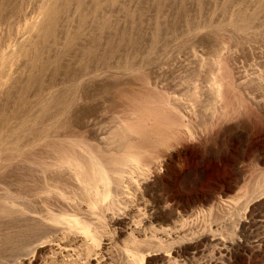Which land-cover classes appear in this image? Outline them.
<instances>
[{"label": "bare ground", "instance_id": "6f19581e", "mask_svg": "<svg viewBox=\"0 0 264 264\" xmlns=\"http://www.w3.org/2000/svg\"><path fill=\"white\" fill-rule=\"evenodd\" d=\"M215 3L217 0H0V264L177 263L174 254L179 252L163 254L168 234L161 226L174 218L166 216L155 202L142 203L138 191L142 188L150 196L157 181L149 178L157 172L158 159L166 157V165L176 156L169 143L171 136L140 122H115L116 116L107 114L110 97L105 101L118 80L140 71L144 64L155 67L154 75L150 73L157 80L163 79L162 54L170 48L169 38L179 30L177 25L188 18V6L195 8L200 19L204 4ZM221 4L214 13L229 20L225 24L233 35L253 39L264 35V0H222ZM230 7L235 10L229 18ZM148 13L152 15L151 22L147 20L149 33L143 26ZM209 15L206 17L211 18ZM196 27L194 30H200ZM198 35L193 36L197 43ZM209 49L217 53L218 48ZM197 61L200 69L201 61ZM190 78H185L186 84ZM259 81L239 84L264 111V83ZM186 84L183 88L178 85L187 91ZM195 88L190 86L193 93ZM187 94L182 96L185 100ZM101 125L105 129L96 128ZM255 179L264 186V174ZM253 213L249 228L242 226L243 238L250 236L251 229L264 227V203ZM175 222L172 227L177 235ZM260 240L254 242L260 245Z\"/></svg>", "mask_w": 264, "mask_h": 264}, {"label": "rangeland", "instance_id": "374dc122", "mask_svg": "<svg viewBox=\"0 0 264 264\" xmlns=\"http://www.w3.org/2000/svg\"><path fill=\"white\" fill-rule=\"evenodd\" d=\"M187 1L189 2V0ZM221 1L222 0H217L218 4L215 3L216 6L218 5L217 7L212 4L209 5L211 8L210 11L213 10L211 12L209 8H207L209 7L207 5L208 3L204 4L208 10L203 6L204 10H202L204 13L200 16V19L204 17L203 21L197 18L199 16H197V13L195 14V8L188 6L189 8H187V10H189L187 11L186 17H188L190 21L188 18H185L186 21L184 22L188 24L181 21L183 24H179L180 27L177 25L176 29L179 28V30L174 31V34L169 38L168 47L170 48L162 54L163 57L161 56L162 59L165 58L164 60L161 59L162 61L160 63V66L162 65L160 67L162 68V74L170 71V74L168 73L169 75L165 73L162 76H165L163 78L164 82L160 81L162 78L157 80L155 77L157 75L152 76L154 75L153 70L155 67L150 65V67L148 65L145 66L144 64V66H142L143 68H140V71L135 70L133 73L130 72V74L128 73L129 77L123 76L122 80H118L119 83H117V86L114 85L110 90L111 92L109 91L111 95L109 92L107 93V99L105 101L107 103L110 99L111 108H109V102L108 106L106 104L107 111L110 112H107V114H112L113 118L116 116L114 118L115 122L117 120V123L122 120L130 123L140 122L144 126L157 127L159 130L171 136L170 139L172 140H170L169 143H171L170 146L173 147V149L175 148L174 150L176 151L177 157L175 156L169 159L166 165V157L164 160L160 158L163 160V163L162 160L160 163V159H158L160 165H157V172L153 174L154 177L151 174L149 178L150 180L157 181H155L156 184L155 189L152 191L153 193L149 196V194L144 193L142 188H140L141 190L138 191L141 192L140 196L139 194L138 196L140 201L144 204H148V202L149 204H153L155 202L154 204H158L157 206L161 208L166 216L174 218L172 219V223L175 221L177 222H175V226H178L175 228L177 232L179 231L177 235L176 232L173 231L174 228L172 225L174 226V224L170 222L169 224L168 222L161 224L168 234L164 239V241L167 240L166 242L168 243L164 242V245H167L165 246L166 251L163 250V254H174L173 251L179 252L180 254H174L178 260L176 264H264V227L258 230H255V228L251 229V237L243 238L242 236V226H244V228L249 226V219L252 217V214H254L253 212L264 203V186L258 185L255 179L257 178L258 180L259 177L264 174V111L260 109V105L251 101L247 93L240 88L241 83L254 79L264 83V35L256 36L254 39L252 37L244 38L235 33L233 35V33H231L232 31L230 32V29L226 27L225 24L229 20L226 19L227 21H225L216 14L220 11V5H222ZM190 10L191 12H189ZM215 10L218 11L214 13ZM234 10V7L229 8V18ZM250 11H252V9L247 8V12ZM193 12L194 14H192ZM149 14L150 13L146 14L145 17L146 21L150 20L151 22L152 15ZM207 15L212 17L210 18L208 16L209 18H207ZM190 16L192 17L190 18ZM214 17L215 19L219 18L217 20L219 23L215 19H212ZM205 20L207 24H204ZM212 20L218 23L216 24L217 26L214 27L212 25H215V22L213 23ZM146 21L143 26L144 29H146L145 31L149 33L147 29L150 27V22ZM200 21L202 24H199ZM209 21L212 22L210 23ZM222 22H224L223 26L221 25ZM186 25L187 27H193V25L199 27L201 25V28H198L200 30H194L196 26L193 28L190 27V30H194V35L191 36L190 30ZM184 27L186 28L184 29ZM217 27L223 29L218 28L219 30L217 29L216 32L215 29ZM225 28L229 30L230 34L227 33L228 30ZM183 29L187 32L185 31L184 33ZM208 29L212 30L208 31ZM192 30L191 33L193 32ZM195 31L202 32L201 34L198 32V35ZM177 32L179 34H177ZM208 32L211 33L209 34ZM187 33L191 41L189 36H186ZM175 34L177 36H175ZM195 35H198L197 37L200 38L198 43L194 41ZM182 38H185V40H182ZM186 38L189 39L186 40ZM177 40L182 42H175ZM239 40L243 43L241 44ZM244 41L247 44L244 43ZM208 43L211 46H209ZM182 44L185 46L183 47ZM212 45L218 48L217 53L220 50L219 54L210 53L211 50L209 48L211 47L212 49ZM171 49H174L173 52ZM182 49H186V52ZM184 53H186L187 56L191 55V58L188 57L187 59L186 56H182V54L185 55ZM209 55H211L210 57L212 60H210L213 64H211L210 61L207 62L210 58H207ZM167 56L171 57H168L170 60L168 58L166 59ZM196 58H199V60H197L202 63H198V61L195 60ZM184 59H187V61L184 62ZM190 60L193 61V63L190 62ZM196 61L200 69L196 68L197 64L194 63ZM203 61L207 63V65ZM208 63H210L213 68ZM192 64L193 66L191 67ZM199 64H203V68ZM183 66H185V68H183ZM163 67L165 69H163ZM176 67H181V69ZM173 69L178 70V72L175 71L177 73H172ZM194 69H197L199 73L205 74V76L201 75L204 78V80L202 79L203 81H201L202 77L199 76V73ZM202 69L203 71H201ZM150 72H152V75ZM187 72L189 73L187 74ZM187 75L189 78L191 76L195 78L196 76V80L200 81L198 82L194 80V78H190L188 84H186L188 79L185 80V78L188 77L185 76ZM178 76L180 78H178ZM150 77L154 78L155 83L157 80L156 85L152 84L154 83L152 82L153 78L151 79ZM168 77L171 79L175 77V79H173L172 82L169 78V84ZM165 79L168 81L166 82ZM179 79L183 80V83L182 81L179 82ZM158 81L160 82L158 83ZM178 84L181 86L183 85L182 88L185 87L184 85L186 84L189 86V88L186 86L188 90L190 86L194 85V88L196 87V90L194 89L196 95H193L194 93L191 91L192 88L186 91V89H180L181 86ZM159 85L160 87L158 88ZM178 86L179 88H177ZM161 87H163V89ZM164 88L166 90H164ZM169 88L173 89L172 92H169ZM178 91H181L179 94L185 91L183 95L189 92L192 93L187 94L188 99L185 100L186 97H182V94H177ZM188 95L189 97L192 95L190 97L191 101ZM171 96L176 100L173 101ZM193 96L194 98L195 96L197 97V101L193 99ZM166 97L171 99L170 101L167 99L169 104L172 103L171 105H167L168 102H166ZM211 101L212 104L210 105ZM205 105H207V107H205ZM197 115L201 117L198 118ZM96 128L105 129V126L101 125ZM252 179L255 180L253 181ZM252 184L256 186H253V188ZM190 208L192 211H189ZM145 217L144 215L141 216L143 219ZM169 228L175 234H173L172 238V231ZM174 236L176 238H174ZM258 237H260V241L263 240L262 243H259L260 245L254 242ZM239 238L241 240H239ZM167 248L169 250L171 249V252L168 251ZM199 250H201V253Z\"/></svg>", "mask_w": 264, "mask_h": 264}]
</instances>
